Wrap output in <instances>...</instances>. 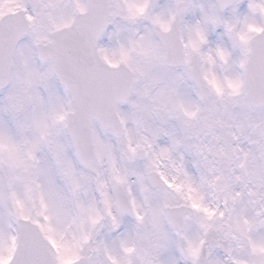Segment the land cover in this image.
Returning <instances> with one entry per match:
<instances>
[{"label": "snow or ice", "instance_id": "obj_1", "mask_svg": "<svg viewBox=\"0 0 264 264\" xmlns=\"http://www.w3.org/2000/svg\"><path fill=\"white\" fill-rule=\"evenodd\" d=\"M0 264H264V0H0Z\"/></svg>", "mask_w": 264, "mask_h": 264}]
</instances>
